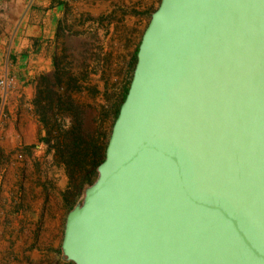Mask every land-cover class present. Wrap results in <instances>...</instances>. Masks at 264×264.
Listing matches in <instances>:
<instances>
[{
  "label": "water",
  "instance_id": "water-1",
  "mask_svg": "<svg viewBox=\"0 0 264 264\" xmlns=\"http://www.w3.org/2000/svg\"><path fill=\"white\" fill-rule=\"evenodd\" d=\"M96 172L64 261L264 264V0H160Z\"/></svg>",
  "mask_w": 264,
  "mask_h": 264
},
{
  "label": "rangeland",
  "instance_id": "rangeland-1",
  "mask_svg": "<svg viewBox=\"0 0 264 264\" xmlns=\"http://www.w3.org/2000/svg\"><path fill=\"white\" fill-rule=\"evenodd\" d=\"M24 1L9 4L7 13L13 6L16 11L24 6L27 11L33 10L34 0ZM58 2L61 11L56 33L45 47L51 56V70L31 81L34 94L30 109L21 104L18 112H13L11 95L17 77L6 73L4 65L6 45L20 25V13L15 21L9 19L11 28L0 50V264H72L62 259L60 246L66 215L81 203L89 186L85 180L92 143L86 140L87 143L75 146L59 129H66L76 119L85 135L102 139L109 132L110 108L132 75L131 61L160 0ZM3 31L0 28V33ZM55 63L62 74L61 85L69 89L66 95L73 105L69 104L63 112L55 110L56 116L48 114L49 127L54 131L50 142L43 143L39 138L45 136V130L34 101L38 92L45 89L42 76L50 75ZM71 79L78 80L79 90L68 88ZM41 98L43 105L45 94ZM61 99L68 103L63 96Z\"/></svg>",
  "mask_w": 264,
  "mask_h": 264
},
{
  "label": "crops",
  "instance_id": "crops-1",
  "mask_svg": "<svg viewBox=\"0 0 264 264\" xmlns=\"http://www.w3.org/2000/svg\"><path fill=\"white\" fill-rule=\"evenodd\" d=\"M33 2H35L33 10L27 11L24 6L22 10L19 7L16 11V7L13 6L11 12L7 13L11 9L9 4H22L25 1L0 0V4L8 5L0 7V28H4V31L0 33V50L4 46L7 33L11 28L9 19L14 20L17 13H20L21 19L15 33H11L9 36L11 41H8L6 45L7 54L4 57L6 73H13L17 77V85L11 95L14 113L18 112L21 104L30 109L34 94V86L31 81L35 76L49 72L52 66L51 56L45 47L52 42L55 36L61 8L58 5V0H34ZM27 3L28 1L26 5ZM10 55L13 57L10 58ZM20 78L23 80L21 81Z\"/></svg>",
  "mask_w": 264,
  "mask_h": 264
},
{
  "label": "trees",
  "instance_id": "trees-1",
  "mask_svg": "<svg viewBox=\"0 0 264 264\" xmlns=\"http://www.w3.org/2000/svg\"><path fill=\"white\" fill-rule=\"evenodd\" d=\"M136 52L137 49L133 56V60L131 61V66L133 68H134L133 63L135 64V60H136ZM61 75L62 74L58 67V64L55 63L54 71L50 75L42 76L41 79L42 82L45 84V89L43 91L38 92V99L34 101L35 110H36V114L38 115L39 122L42 124V128L45 130V136L39 138V141L43 143L50 142V134L52 131H54L52 128L49 127L48 114L51 113L53 116H56L57 113L55 112V110L63 112L65 111L66 107H69V104L73 105L71 97L69 95H66L69 89L65 90L61 85L62 84ZM130 79L128 80L126 86L123 88L119 100L116 103L112 104L110 108L109 112L112 115V123L109 132L104 133L103 136L104 139L103 138L101 139V137L100 136L98 137L97 135H93L92 137L90 135H85L84 131L82 130L81 122L76 119H73L74 121L71 120L70 125L66 129H59L64 137L69 138L70 143H75V146L76 143H87L86 140L88 141V143H92L90 147L92 153L91 154L92 159L89 163V171H88V175L86 176L87 179L85 180V182H88V185H91L94 182L97 176L96 168L104 159L105 146L111 131V127L118 114L119 107L127 93ZM68 88H75V90H79L80 86L78 85V80L71 79L70 83H68ZM60 89L63 90V92L60 93L59 91ZM42 94H45V100H46L43 105H41ZM62 96L65 98V100L68 101V103L66 101L64 102L61 99ZM55 97L57 101L54 100ZM87 138L90 140H88Z\"/></svg>",
  "mask_w": 264,
  "mask_h": 264
},
{
  "label": "built area",
  "instance_id": "built-area-1",
  "mask_svg": "<svg viewBox=\"0 0 264 264\" xmlns=\"http://www.w3.org/2000/svg\"><path fill=\"white\" fill-rule=\"evenodd\" d=\"M11 81V80H10ZM12 82V81H11ZM2 85L4 84L3 82L1 83ZM5 85L6 86H8L9 85V83H8V81H7V79H6V81H5Z\"/></svg>",
  "mask_w": 264,
  "mask_h": 264
}]
</instances>
